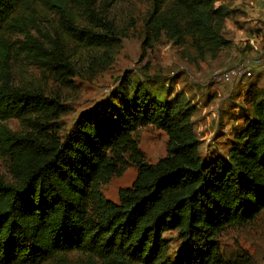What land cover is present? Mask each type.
Masks as SVG:
<instances>
[{"label":"trees","instance_id":"1","mask_svg":"<svg viewBox=\"0 0 264 264\" xmlns=\"http://www.w3.org/2000/svg\"><path fill=\"white\" fill-rule=\"evenodd\" d=\"M220 1L150 0L143 45L164 37L183 46L190 38L201 59H216L231 46L230 11ZM97 3L0 0V162L10 178L0 175V264H254L245 255L225 258L219 238L264 213V90L257 84L246 93L254 120L236 133L226 158L208 165L193 112L179 98L135 87L63 133L58 96L12 78L23 59L64 82L75 75L59 41L40 31V8L85 47L108 48L112 28ZM146 127L168 137L155 164L136 140ZM130 167L137 169L132 185L117 202L105 199L102 187Z\"/></svg>","mask_w":264,"mask_h":264},{"label":"rangeland","instance_id":"2","mask_svg":"<svg viewBox=\"0 0 264 264\" xmlns=\"http://www.w3.org/2000/svg\"><path fill=\"white\" fill-rule=\"evenodd\" d=\"M219 4L230 11L225 37L231 46L216 59H201L190 38L183 46L164 37L144 46L145 22L152 11L150 0H98L97 9L109 20L107 28H112L109 47L101 49H90L70 38L54 15L40 8V31L59 41L60 49L71 58L75 75L64 82L47 67L23 59L13 65L12 78L17 84L41 89L50 97L58 96L64 115L56 124L63 133L83 114L135 87L151 90L164 100L179 98L193 112L192 128L200 156L208 165L214 164L218 158L227 157L245 122L254 120L246 97L251 85L264 90V5L256 0H222L216 5ZM33 35L37 37L38 33L34 31ZM243 62H250L254 71L250 79L224 82L215 77ZM8 125L12 130L19 128L14 121ZM136 140L147 163L155 164L166 156L168 137L164 132L141 128ZM0 175L10 179L2 161ZM136 177L137 169L130 167L103 186L102 194L117 202L119 191L130 187ZM219 242L227 259L245 255L254 264H264V213L250 225L227 229ZM172 247L175 252L178 245L173 243Z\"/></svg>","mask_w":264,"mask_h":264},{"label":"built area","instance_id":"3","mask_svg":"<svg viewBox=\"0 0 264 264\" xmlns=\"http://www.w3.org/2000/svg\"><path fill=\"white\" fill-rule=\"evenodd\" d=\"M256 1L264 5V0H256ZM253 75H254V71L251 68L250 62H243L242 64H239L236 67L229 69L228 71L222 74H216L215 77H219L220 80L224 82H229V81L233 82V81L250 79L251 77H253Z\"/></svg>","mask_w":264,"mask_h":264}]
</instances>
